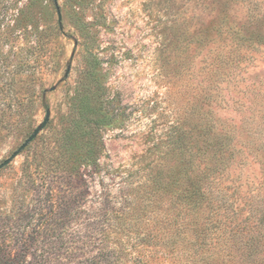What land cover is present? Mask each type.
Here are the masks:
<instances>
[{"label": "rangeland", "instance_id": "374dc122", "mask_svg": "<svg viewBox=\"0 0 264 264\" xmlns=\"http://www.w3.org/2000/svg\"><path fill=\"white\" fill-rule=\"evenodd\" d=\"M47 109L0 169V264H104V211L136 205L154 175L178 182L203 129L264 135V0H0V163ZM229 171L243 188L261 174ZM129 241L126 264L139 248L155 260Z\"/></svg>", "mask_w": 264, "mask_h": 264}, {"label": "trees", "instance_id": "16d2710c", "mask_svg": "<svg viewBox=\"0 0 264 264\" xmlns=\"http://www.w3.org/2000/svg\"><path fill=\"white\" fill-rule=\"evenodd\" d=\"M246 7L250 9V5ZM251 10L248 17L252 18L261 11ZM93 111L96 118L85 132L84 146L87 159L95 166L98 147L94 128L101 124L102 114L96 108ZM201 118L203 124L206 116ZM215 126L203 129L194 146L184 145L178 182L169 178L158 182L154 175L136 205L134 198L124 197L118 209L104 211L110 215L108 223L94 230L104 264H126L124 246L129 239L147 244L150 255L158 254L151 262L139 248L134 264H159L161 260L169 264H264L262 129L248 133L253 140L245 136L240 142L237 137L241 132L229 134ZM248 160L259 164L261 174L255 185L243 188L229 170Z\"/></svg>", "mask_w": 264, "mask_h": 264}, {"label": "water", "instance_id": "95a60500", "mask_svg": "<svg viewBox=\"0 0 264 264\" xmlns=\"http://www.w3.org/2000/svg\"><path fill=\"white\" fill-rule=\"evenodd\" d=\"M56 2V1H55ZM57 8V18H58V21H60L61 19V14H60V11ZM69 71V68L66 69L65 71V76L67 75ZM49 119V110L47 109L45 111V115H44V118L43 120L41 121V123L32 131V133L22 142V144L19 145V147L14 150L12 152V154L7 157L5 160H3L1 163H0V169L3 168L5 165H7L29 142H31L35 136L39 133V131L46 125L47 121Z\"/></svg>", "mask_w": 264, "mask_h": 264}]
</instances>
